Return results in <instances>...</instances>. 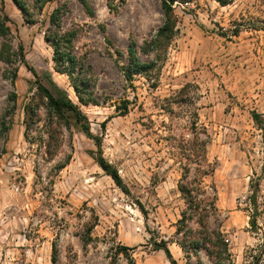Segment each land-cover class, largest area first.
<instances>
[{
	"label": "rangeland",
	"instance_id": "374dc122",
	"mask_svg": "<svg viewBox=\"0 0 264 264\" xmlns=\"http://www.w3.org/2000/svg\"><path fill=\"white\" fill-rule=\"evenodd\" d=\"M23 1L34 8L35 0ZM88 1L95 18L78 0H56L42 12L32 9L35 25L25 22L13 0L3 3L14 44L23 45L28 66L51 74L79 105L68 78L55 72L53 49L44 39L53 11L67 5L63 28L79 30L76 50L87 56L97 78L100 106L81 110L128 192L95 163L93 141L76 130L72 138L66 133L53 162L41 159L24 138L23 108L34 78L21 66L12 87L0 62V119L9 95H18L12 130L0 137V264H52L54 243L59 264H109L121 246L132 249L136 264H170L152 243L176 239L175 224L185 207L178 183L185 167L195 172L205 134L207 158L215 166L206 183L216 186L222 231L235 264H249L264 244V144L251 115L264 117V0L176 5L178 32L170 48L156 60L155 53L138 49L143 63L156 64L132 83L121 69L128 47L132 40L144 46L163 26L161 1ZM124 101L130 103L125 114ZM258 179L259 229L252 232L250 188ZM94 223L92 241L85 245L82 237ZM169 248L178 264H187L176 244ZM201 258L211 264L204 254Z\"/></svg>",
	"mask_w": 264,
	"mask_h": 264
},
{
	"label": "trees",
	"instance_id": "16d2710c",
	"mask_svg": "<svg viewBox=\"0 0 264 264\" xmlns=\"http://www.w3.org/2000/svg\"><path fill=\"white\" fill-rule=\"evenodd\" d=\"M21 11L25 22L35 25V13L32 9L42 12L44 7L56 0H35L34 8L23 0H13ZM86 14L95 18V12L88 0H78ZM165 22L150 41L139 48L136 40H132L127 50L128 62L121 69L127 82L132 83L137 75L148 74L155 69L156 59L166 54L172 41L177 34V16L174 12L176 5L188 4L189 0H160ZM221 6L226 7L233 0H215ZM69 13L66 4L59 5L51 14L50 26L45 32V42L53 49L52 60L54 70L68 78L79 105L75 104L52 78L49 73L39 74L35 69L28 66L25 49L22 44L15 46L14 36L10 27V18L4 12V3H0V62L4 63V77L10 81L12 87L18 80L21 66H25L33 76V81H28V93L30 97L24 105V138L31 148L36 149L41 159L47 163L53 162L60 154L65 143L66 133L70 138L73 131L82 133L93 141L96 152L91 154L95 163L109 176L117 187L127 193V187L119 171L106 160L102 150V140L92 133L88 117L82 112L81 106H100L96 96L97 78L93 66L89 63L86 55L79 54L76 50V40L79 30L73 28L65 30L63 19ZM144 53H155V60L143 63L140 60L139 50ZM18 95L14 91L8 97V110L0 119V137L6 139L12 130L13 118L17 110ZM129 101L123 102L125 114L129 110ZM252 119L260 130L264 144V117L253 111ZM198 152V159L193 163L195 172L192 174L191 167H185L182 179L178 183V190L184 200L185 207L181 212L180 219L175 224V241L153 242L155 251L165 254L170 264H178L173 257L169 245L176 244L183 252L187 264L193 259L197 264H203L201 254H204L211 264H235L229 240L222 231L220 215L217 207V189L212 183L208 185L206 179L215 173V166L207 158L209 138L206 135ZM192 151V150H191ZM68 157L62 164L56 167L57 171L63 170L70 162ZM264 173V165H263ZM251 231L256 232L259 218L258 194L260 192V180L251 184ZM216 225L213 226L212 224ZM96 223L90 225L82 241L89 245L92 241L91 232ZM264 242V235H263ZM132 249L121 246L111 256L109 264H136L130 251ZM264 254V244L260 255L252 257L249 264H261V255ZM125 259L124 260H122ZM52 264H59L60 254L58 245L53 244Z\"/></svg>",
	"mask_w": 264,
	"mask_h": 264
}]
</instances>
